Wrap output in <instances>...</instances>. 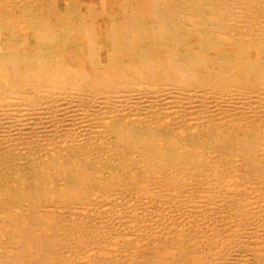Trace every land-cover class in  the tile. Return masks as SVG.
Instances as JSON below:
<instances>
[{
    "label": "bare ground",
    "instance_id": "6f19581e",
    "mask_svg": "<svg viewBox=\"0 0 264 264\" xmlns=\"http://www.w3.org/2000/svg\"><path fill=\"white\" fill-rule=\"evenodd\" d=\"M4 1L0 0V3ZM69 1L78 4L76 14L80 22L77 26L63 22L65 14L58 10L59 0H22L19 11L27 15L23 21L26 25L30 22L28 25L34 30L38 43L36 49H27L22 41V44H16L11 39L2 38L5 19L0 15V123H5V130L1 128L4 131L0 139L5 137L2 144H17L19 141L24 144L27 141L39 143L58 134L63 135L66 142L73 143V140H77L74 134L65 131L64 134L60 133L59 127H64L68 119H62L59 113L66 114L70 119L73 115L88 116L96 115L97 112L125 119L142 115L150 125L144 131L140 126L132 127L133 130H142L141 136L133 135V141L136 140L134 144L138 146L132 147L138 160L134 166L159 167L166 171L178 164L165 158L160 151V144L166 143L167 138L158 124L163 122L169 107L175 105L176 109L185 111L190 106L195 111L194 115L206 119L210 125L215 123L214 117L221 114H225L224 118L227 119L245 117L243 122L247 126L250 122L253 134V138L247 137L249 143H238L237 140L234 144L232 141V145L221 143L212 147L209 158L201 159L195 172L205 180V187L224 196L225 207L222 208L227 209L239 222L241 230H246L249 225L259 227L258 218H253L250 210L252 198L236 190L250 181L240 178L241 184L234 182L237 167L229 157L241 152L242 165L246 167L245 175L256 185L259 191L257 203L264 209V168L259 166L264 163V0H150L152 26L149 32L140 26L142 20L138 16L136 0ZM163 1L169 3L168 10L163 9ZM11 2L7 1L8 4ZM111 16L119 22L111 20L110 24ZM18 23L21 24L22 19ZM98 27L106 28L99 44L95 40ZM17 28L14 25L13 31L16 33ZM21 28H25L23 23ZM188 37L200 42L201 51L212 52L222 45L234 44L239 47V57L229 60L216 52L202 62L200 57L193 56L189 51L182 55L180 47L189 48L185 44ZM75 38L85 41L76 52L91 65L89 69L66 65L67 58L59 54L56 50L58 46L53 47L57 42H64L68 44L65 47H69V41ZM124 42L128 44L125 46L127 50L123 49ZM144 44L163 49L166 73H162L164 75L160 79L157 77V65L148 54L140 52L136 57L140 62L139 70L130 64L131 50ZM55 57L57 61L53 62ZM107 57L110 61L112 58L122 61V73L116 79H111L104 70ZM189 115L192 114L189 112ZM5 158L8 160L7 156H1V161ZM89 169L87 173H78L76 179L82 187L83 196L88 200L92 185L86 179L96 173L94 169ZM120 183L126 193L133 189L138 194L143 192L137 190L134 186L136 183L132 181L124 179ZM107 188L108 185L104 187L105 190ZM29 192L35 194L39 191L31 188ZM69 192L70 204L56 198L52 207H74L77 195L73 191ZM6 197L7 192L0 191V208L4 210L3 221L0 220V264H84L83 258L88 253L108 251L106 247L110 242L104 241L102 228L93 223L94 226L79 222L72 227H63L64 235L72 231L79 235L76 240L60 237V231L63 230L59 225L42 217L31 218L29 226L10 221L5 224L6 212L14 208L11 201L5 202ZM35 197L36 200L30 202V213L33 215L45 208L40 209L44 204L39 202V194L36 193ZM223 231L201 227L197 234L188 232L183 238H173L171 242H168V238L161 241L162 236L153 233L155 238L158 237L154 238L155 241L160 244L157 252L151 249L127 252L134 257L132 264H264V231H256L251 236L260 240L257 246L242 241L237 233L225 236L227 233ZM36 232L53 237L43 236L41 240ZM227 238L232 242L228 244ZM115 264H118L117 261ZM119 264L124 263L120 260Z\"/></svg>",
    "mask_w": 264,
    "mask_h": 264
},
{
    "label": "rangeland",
    "instance_id": "374dc122",
    "mask_svg": "<svg viewBox=\"0 0 264 264\" xmlns=\"http://www.w3.org/2000/svg\"><path fill=\"white\" fill-rule=\"evenodd\" d=\"M7 1L11 2L12 0H5L3 3H0V15L4 16L5 19V21H3V30H5H2V38L7 40L11 39L16 44L22 41L27 49H36L38 43L33 33L34 30L32 27H29L28 24L30 22H28L27 26L24 23L25 21H23L27 15H23L21 11H19L22 0H19V2L18 0H13L11 4H8ZM136 2L138 6V16L142 20L140 26L143 30L149 32L152 26L151 2L150 0H136ZM184 5L185 4L182 6ZM77 7L78 4L75 2L59 0L58 10L59 12H64L63 22L65 24L71 23L76 26L79 25L80 17L76 14ZM162 7L163 9H169L170 5L167 1H163ZM69 12H71L73 16ZM21 19L23 26H25L24 29L21 28L22 23H18ZM111 20L113 22H119V20L113 16L109 17L110 24ZM14 25L18 27L16 29L17 33L13 31ZM105 29L106 28L102 29L98 27L95 37L97 44L101 43ZM29 34L30 37L27 38ZM76 39L77 38L73 39L74 41L72 40V42L69 41V47H65L68 44L65 45L64 42H57L53 47L56 48L60 46L59 48L57 47L56 50L64 58H67L65 60L66 65L89 69L91 65L85 59L81 58L82 55H77L76 52V49H80L85 41L82 38L81 40ZM199 43L200 42L195 38L188 37L185 40V44H187L189 48L180 47V53L186 55L189 51L193 56L200 57L199 60L202 62L216 52L223 58H229V60L239 57V47L234 44H225L213 49L212 52H208L207 50L201 51ZM125 46H128V44L124 42L123 49L127 50ZM133 46H135V44ZM148 46L149 44H144L142 46H136V50H131L134 54L131 53L130 64L132 67L139 70L140 62L136 57L140 52H144L148 54L155 65H157V77L160 79L161 76L166 73L163 49L159 47L151 48ZM249 57L252 58V55L249 54ZM55 59L56 60H53V62L57 61V57H55ZM105 61V63L103 62L106 66L104 70H106L111 79H116L118 75H121L123 69L121 64L122 61L117 58H112L111 61L113 62H111L108 60V57L105 58ZM74 62L75 64H73ZM189 112L192 115H189ZM194 112L195 111L192 110L190 106H187L185 111H182L176 109L175 105H173L167 109L166 117L163 122L158 124L159 127L163 129L162 132L166 134L167 138L166 143L160 144V151L165 155V158L178 163L176 167L169 168L166 171L159 169V167L149 168L145 166L146 169L145 167L134 166L138 160L135 149L132 147L138 148V146L134 144L136 140L133 141V135L135 137L141 136L142 130L138 128L133 130L132 127L137 125L142 127L144 131L146 127L150 125L147 120L143 119L142 115H134L125 119L121 117L117 118V115L114 114L108 115L105 112H97L96 115H73L72 119H70L66 117V114L59 113L58 115L62 119H68L64 123V127H59L62 131L60 133L64 134L65 132H71L74 134L77 140H73V143L66 142L65 137L61 134L50 137L51 139L45 138L42 142L39 141V143L24 141L25 144L19 141L17 144L9 143L4 145L1 141H3L5 137H1L0 191L7 192L8 197H6L5 202L10 203L11 201L13 204L12 206H14L13 209L6 212L7 216L5 215V221L7 222L5 224H8L10 221V223L13 222L29 226L31 218L42 217L48 222L53 221L56 225H59V228L63 230L60 231V237L69 240H76L79 235L73 231L64 235L65 230L63 227L70 225L72 227L79 222L99 225L102 228L101 231L104 241L110 242L109 246L107 244L106 247L108 251L96 250L88 253L83 258L84 264H92V261L95 263L104 260L108 262L107 264H115V261L119 264L120 260H122L124 264H132L131 260L134 259V257L129 255V252H127L128 250L132 251L135 249L139 252L149 249L155 252L159 250L160 244L155 241L158 237L155 238L153 233L159 236L161 235V241L168 238V242H171L173 238H183L188 232L195 235L201 227L208 229L219 228L224 230L223 233H227L225 236L237 233L238 238L242 241L257 246L260 240L253 239L251 236L256 233V231L259 233L264 231V209L257 203L256 198L257 195H259V191L256 185L253 180L245 175L246 167L242 165L243 162L240 158L241 152L239 153L238 151L234 153L233 157L232 155L228 157L231 161H234L237 167L234 172V182L241 184L242 181L240 178H246L250 181V183L244 186L240 185L236 190L237 193H244L252 198L250 199L252 208L250 210L253 213V218L256 220L258 218V223L261 224L259 227H257L258 225L253 227L249 225L246 230H241V228L238 227L239 222L232 217L227 209H223L225 207L224 196L205 187L204 184L207 183L195 172V167L200 160L209 158V151L212 147L219 146L221 143L223 145H232V141L234 144L237 140L238 143H249L247 137L250 139L253 138V134L250 131V122H248L249 125L247 126L243 122L245 117L227 119L224 118L225 114H221L220 116L214 117L215 128V126L213 127L214 124H208L209 122L207 123L206 119L197 117L193 114ZM135 114L138 113L135 112ZM4 125L5 123H0V135H2L5 130ZM88 134H90V136H87ZM37 144L38 147L36 146ZM139 150L142 152L145 151L143 149ZM1 156H7L8 160L5 158V160L1 161ZM199 156H201L200 159H198ZM34 161H36V163ZM1 162H3V164ZM89 166H91L90 169ZM259 166L264 168V163H262V165L259 164ZM88 169H94V171H96L94 176L91 175L90 179H86L92 185L89 200L83 196L81 191L82 187L76 182L78 173H87ZM60 171L62 173H60ZM87 175L88 174H86V176ZM124 179L136 183L134 186L137 190L143 192L138 194L133 189L132 192L126 193V190L121 186L123 184L120 183L123 182ZM68 184L69 186H67ZM106 185H108L107 190L104 189ZM31 188L38 189L39 191L36 192L39 194V202H42L41 205L44 204L40 209L45 207L41 213L35 215L30 213V202H34L37 198L35 197L36 193L33 194L29 192ZM179 188H181V190H179ZM52 191H54V193ZM69 191H73L77 195V200L74 201V207L67 208V205L60 206L61 209L58 206L56 208L52 207L56 202V198L62 201L66 200L70 204L68 197ZM187 194L188 196H186ZM55 195H57V197H55ZM213 206H215V208ZM3 212L4 210L0 208L1 221H3ZM195 226L197 227L196 229L194 228ZM187 228L189 230H187ZM36 233L40 239L43 236L53 237L48 234H42L41 232ZM67 234H70V236H66ZM225 240L228 244L232 242L229 241V238ZM1 252L2 250H0V254ZM121 257L123 259H121Z\"/></svg>",
    "mask_w": 264,
    "mask_h": 264
}]
</instances>
